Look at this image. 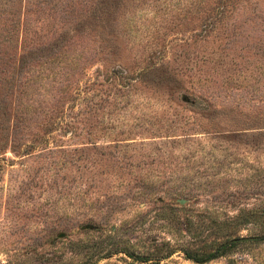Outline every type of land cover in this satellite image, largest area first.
Returning a JSON list of instances; mask_svg holds the SVG:
<instances>
[{"label": "rangeland", "instance_id": "obj_1", "mask_svg": "<svg viewBox=\"0 0 264 264\" xmlns=\"http://www.w3.org/2000/svg\"><path fill=\"white\" fill-rule=\"evenodd\" d=\"M69 1L0 0L12 59L0 124L15 114L11 94L55 123L44 140L32 113L12 141L0 134V264H264V0L221 16L220 0H126L113 15L117 54L135 72L159 70L135 83L91 63L73 85H90L91 112L77 119L86 102L47 101L59 86L37 72L59 71L44 62L65 54L76 23L46 14ZM240 238L211 260L186 257Z\"/></svg>", "mask_w": 264, "mask_h": 264}, {"label": "trees", "instance_id": "obj_2", "mask_svg": "<svg viewBox=\"0 0 264 264\" xmlns=\"http://www.w3.org/2000/svg\"><path fill=\"white\" fill-rule=\"evenodd\" d=\"M89 1L90 0H70L68 3L65 4V7L63 9L48 10V14H46V16L48 15L52 17L53 20H55L54 14H57L58 16H62L63 18L68 17L66 20L63 19L64 21L62 27L67 26V24L70 22L76 23V26H74L75 28L74 27L71 28V30H68V27L70 26H68L67 29H65V32L72 33L71 35L72 37H70L71 39L67 40V44H64L62 46L64 48L63 52L65 54L62 56H51L47 60L44 59L46 60L44 64L57 63L59 71L62 72L59 73L58 70L56 72L49 71L51 73L47 74L45 73L46 71L45 68H42V70L38 69L37 71L40 72L41 79L43 78V76L46 79L51 78L50 80L57 81V85L59 86L58 87L59 89L56 88L55 92L50 94V98L47 101H51V100L58 101L60 97H63V100L65 102L68 101V103L71 102V104H76L78 106H81L82 102L84 101L86 102L85 106L84 107L82 106L78 110L76 116L73 117L74 119H77L78 117L83 118L84 114L91 112L90 110L91 104L89 103L88 100L89 99L88 89L90 85L87 83L84 86H82L81 89L73 86L74 83L76 82L75 81L76 78L79 77L78 76L79 73L84 71L86 67L88 68V66L92 65L91 63H97L99 61L104 62L107 65L111 63L110 66L111 65L115 66L114 67L116 69L115 72H120L121 74H124V76H127L128 74L130 73L132 74L135 72V70L129 68L131 62L125 64L124 57L120 56V54H117L118 49L120 50V45L118 43L119 36L117 35L116 28L113 25V23L114 24L119 23V20L117 19H115L116 23L113 22V15L114 18L118 16L119 11L121 10L120 7L122 4L124 5L126 4V0H94L95 1L94 3L92 2L88 4ZM45 2L48 5L50 3V0H45ZM205 2L208 6H213L214 4H216L214 0H205ZM237 3L239 2H236V0H220L216 4V7L219 9L217 10V12L221 16L223 15L224 11L229 9L228 5H233ZM47 8H49V6H47ZM43 9L44 8H42V10ZM41 22L44 23L45 21L42 20ZM105 26L114 29L115 32L112 35L109 34L106 35ZM122 27L123 25H121L120 27L121 30ZM24 42L25 40H23L22 38L21 43L23 44ZM28 46L29 47L34 46V49L38 50L39 48L38 46L40 45L39 44L35 45L34 43H30L28 44ZM72 50H73L72 53L73 55L71 56L70 53ZM41 57L42 56H39V60L41 59ZM10 60L12 59L8 57V55H6L4 52H2L0 47V90L2 89V86L5 83H7L6 74L8 72L7 69L10 67ZM23 60L24 59L22 55L18 61L23 62ZM30 63L31 60L30 59L27 60L26 65L23 66L22 69L26 68L25 72H28L29 74L33 75L34 69L31 68ZM158 70L159 68L155 67V64H151L150 66L148 64L145 68L138 69L134 73L136 77L135 83L139 82L138 80L143 76L152 77V74L157 73ZM32 85H33L32 78L27 77L25 80L22 81L20 87L18 86V91L19 93L22 92V94L25 95V100H29L28 99L29 92L27 90H31L32 88L30 86ZM23 88L27 90L21 91L20 89ZM64 93L65 95H63ZM11 95L7 100L10 102V104H12L11 102H14L17 108H14L15 111L14 116H12L11 112L9 111V115L6 118L8 122L7 124L3 123V127L0 124V134L2 133L7 134L9 140L12 141L13 138L15 137V134H17V131L21 130L24 133V131H27V128L30 127L29 125L26 124V122L30 121V119L32 118V114H35L36 117L39 118L42 115V112H39L40 114H38L36 111L32 110V105L37 104L35 101H33L32 105H30L31 103H24L21 98L17 97V95L12 99ZM6 97L7 96L1 97L2 99L0 98L1 110H2V103H4ZM178 97L180 100H184L185 102H188V98H184V96H181V98L180 96ZM32 99L33 98L31 96V100ZM17 100H19L18 104H16ZM192 100H193V104L191 106H194V104L197 101L194 99ZM4 108L7 107L4 105ZM8 108L10 109L11 107ZM3 113L8 114L6 110H2V114ZM50 118H53L52 120H54L55 117L51 116ZM40 120L41 118H39L38 124H35L34 126H32V128L35 129L34 134L37 135L36 138H40L41 140H44L45 135L42 132L45 131L47 127L51 128L52 126H54L55 123L54 121H50V120L45 121L43 118L41 121ZM77 121L78 120H76V122ZM75 128L77 129L78 127L76 126ZM5 129H7V132H4ZM240 241L247 242V240H241L240 238L237 240H233L228 244L221 245L207 257L191 256L189 253H186V257L196 262L211 260L220 253L224 252L227 248H232L236 246V244Z\"/></svg>", "mask_w": 264, "mask_h": 264}, {"label": "water", "instance_id": "obj_3", "mask_svg": "<svg viewBox=\"0 0 264 264\" xmlns=\"http://www.w3.org/2000/svg\"><path fill=\"white\" fill-rule=\"evenodd\" d=\"M252 239H256V238H252Z\"/></svg>", "mask_w": 264, "mask_h": 264}]
</instances>
